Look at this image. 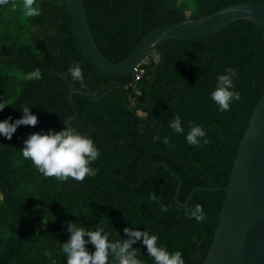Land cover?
<instances>
[{
	"label": "trees",
	"instance_id": "trees-1",
	"mask_svg": "<svg viewBox=\"0 0 264 264\" xmlns=\"http://www.w3.org/2000/svg\"><path fill=\"white\" fill-rule=\"evenodd\" d=\"M81 1L98 49L118 62L160 26L264 0H194L188 13L182 0ZM13 2L16 8L0 6V103L6 106L0 119L19 118L18 106L30 103L38 123L19 126L11 139L0 136V264H66L61 243L68 239L67 223L77 220L87 228L103 225L113 240L127 238L125 227L147 229L170 252L181 251L185 264H202L224 201L222 188L264 90L259 30L236 21L202 38L164 40L138 66V78V70L111 76L78 48L65 0H35L41 11L33 17L24 15V0ZM74 61L84 70L83 87L68 74ZM37 67L42 79L27 80ZM226 67L237 70L240 99L221 113L211 92ZM176 115L185 132L193 122L201 124L207 143L187 144L168 125ZM64 124L89 135L100 149L97 174L83 182L44 177L20 152L29 134L60 131ZM166 137L174 147L163 142ZM197 204L205 213L200 221L188 211ZM133 247L154 264L139 241Z\"/></svg>",
	"mask_w": 264,
	"mask_h": 264
},
{
	"label": "water",
	"instance_id": "water-1",
	"mask_svg": "<svg viewBox=\"0 0 264 264\" xmlns=\"http://www.w3.org/2000/svg\"><path fill=\"white\" fill-rule=\"evenodd\" d=\"M74 34L86 59L101 73L133 74L161 41L208 36L236 21L256 26L264 43V1L239 2L207 16L160 26L144 35L131 52L111 62L98 49L81 0H65ZM218 215V223L202 264H264V90L248 120Z\"/></svg>",
	"mask_w": 264,
	"mask_h": 264
},
{
	"label": "clouds",
	"instance_id": "clouds-1",
	"mask_svg": "<svg viewBox=\"0 0 264 264\" xmlns=\"http://www.w3.org/2000/svg\"><path fill=\"white\" fill-rule=\"evenodd\" d=\"M34 4L35 0H24L25 16L33 17L40 14L41 10ZM0 6L17 7L13 0H0ZM68 74L73 82H79L81 87L84 86L85 73L78 61L70 64ZM236 76L237 70L232 67H226L223 73L216 76L211 99L221 113L228 111L233 102L240 99L239 91L234 88ZM42 77L39 67L26 73L25 76L27 80H40ZM72 90L79 91L78 88ZM29 105L32 104L22 103L18 106L22 112L19 118L8 116L0 119V136L11 139L19 126H35L38 123V117L31 112ZM5 107L0 103V111ZM168 125L175 133L184 134L185 142L191 146L199 148L203 143H207L206 129L201 124L193 122L185 132L180 115H176L168 121ZM154 139L160 137L157 135ZM163 142L170 148L174 147L167 137ZM20 152L38 173L44 177H53L61 183L70 179L83 182L85 177L95 176L98 168L93 167V164L101 154L94 140L71 124L65 125L60 131L49 129L47 132L29 134ZM152 199L158 200V197L153 195ZM159 206L162 210H167V205L160 203ZM188 211L197 221L205 216L200 204ZM66 231L69 233L68 239L61 243L66 264H146L145 259L138 255L139 249L133 247L138 241L154 264H185L181 251L170 252L166 246L158 243V234L144 228L125 227L123 231L127 238L115 240L110 239L111 233L100 224L87 228L77 220L68 222ZM88 245H92L93 250H90ZM46 255L51 259V252Z\"/></svg>",
	"mask_w": 264,
	"mask_h": 264
},
{
	"label": "rangeland",
	"instance_id": "rangeland-1",
	"mask_svg": "<svg viewBox=\"0 0 264 264\" xmlns=\"http://www.w3.org/2000/svg\"><path fill=\"white\" fill-rule=\"evenodd\" d=\"M184 2L186 13L190 12L194 7V0H182Z\"/></svg>",
	"mask_w": 264,
	"mask_h": 264
},
{
	"label": "built area",
	"instance_id": "built-area-1",
	"mask_svg": "<svg viewBox=\"0 0 264 264\" xmlns=\"http://www.w3.org/2000/svg\"><path fill=\"white\" fill-rule=\"evenodd\" d=\"M139 65H140V64H139ZM139 65H138V66H139ZM138 66L135 68L134 73H135V71L138 70ZM141 73H142V70H138V73L136 74V78H138V77L140 76Z\"/></svg>",
	"mask_w": 264,
	"mask_h": 264
}]
</instances>
